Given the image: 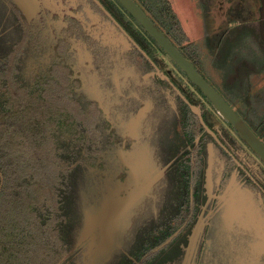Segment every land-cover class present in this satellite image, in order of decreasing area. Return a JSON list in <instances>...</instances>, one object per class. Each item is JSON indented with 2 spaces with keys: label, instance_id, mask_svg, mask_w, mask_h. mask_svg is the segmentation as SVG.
Masks as SVG:
<instances>
[{
  "label": "trees",
  "instance_id": "16d2710c",
  "mask_svg": "<svg viewBox=\"0 0 264 264\" xmlns=\"http://www.w3.org/2000/svg\"><path fill=\"white\" fill-rule=\"evenodd\" d=\"M89 1L96 6L101 17L114 25L94 0ZM143 1L146 12L161 28L173 35L178 33L179 42L187 40L169 1ZM72 2L75 10L83 6V0ZM102 2L147 54L153 57L156 46L162 49L123 6L118 10L111 1L109 5L104 0ZM10 8L21 32L18 40L0 59V264H84L81 261L84 249L73 250L78 238H74L76 232L73 229H80L83 220L81 208L77 207L78 199L69 190L72 186L71 174L79 170L95 177L97 171L116 164V149H111L116 134L109 130L112 127H101L106 121L100 117L102 110L94 99L83 97L85 93L80 87L81 81L68 59H77L72 52H78V46L83 51L89 50L96 69L88 82L95 83L99 79L97 73H100L113 88L116 87L115 72L101 70L98 60L111 66L112 57L107 55L110 50L115 52L116 48L89 35L84 23L76 16H67L66 30L71 33L72 39L60 35L55 43L57 53L67 52L68 56L61 54L50 57V65L41 73L32 74L29 83H26L19 75L22 51L28 40L39 45L40 39L30 29L31 24L20 8L13 2H10ZM126 13L137 26L127 19ZM192 47H196V44L189 42L183 45L186 49ZM128 48L140 54L132 43ZM155 79V82L161 81ZM163 82L170 87L166 81ZM92 87L96 88L94 85ZM159 89V86L156 87V90ZM181 103L191 114L189 107L183 101ZM69 129L73 133L66 138L63 132ZM105 158L109 162L105 163ZM171 162H177V158ZM96 196L92 201L98 199V193ZM167 206L168 203L164 202L163 209ZM159 209L151 221L147 217L141 221L136 219L132 228L135 236L125 245L123 240V243L111 241L107 249L111 248L108 252L114 255L106 256L105 261L111 264H152L159 254L177 246L173 243L181 231L173 234L175 228L163 230L173 226L178 215L176 212L169 213L166 221L164 218L161 221L163 214L160 212L163 211ZM150 222L155 224L151 229ZM148 234L152 236L148 238ZM138 239L141 244H136ZM98 251L103 250L89 253L86 264ZM166 256L161 260H165ZM183 258L184 252L181 261Z\"/></svg>",
  "mask_w": 264,
  "mask_h": 264
},
{
  "label": "rangeland",
  "instance_id": "374dc122",
  "mask_svg": "<svg viewBox=\"0 0 264 264\" xmlns=\"http://www.w3.org/2000/svg\"><path fill=\"white\" fill-rule=\"evenodd\" d=\"M85 1L90 4L89 1ZM167 1H169L171 9L177 16L181 28L184 30L187 37V40L180 42L182 44L179 45L183 46L186 43H189L190 41L188 40L191 39L197 42L198 46L195 48L197 51H200L199 45L201 44V40L207 30L205 21L210 24L214 20H217L216 18H223L226 19V21L222 23L226 24L227 22H230L232 18H237L240 23L242 20V22H244L243 24L232 26V29L226 37L227 40L232 39L233 36H236L238 33H245L249 20L251 21L259 18V0ZM54 2L58 1L40 0V3H37L35 7H32V5L29 4L23 11L21 10V12L29 23H32L39 19L43 6L51 8V3ZM83 9L81 11H83ZM72 12L82 20L89 35L98 39L99 42H106L113 45L116 43V28L107 20L103 18L100 20L99 18H101V15H99L97 9L89 10V8H86L84 12H75L72 8V11H68V13ZM46 13L47 15H45V17L42 15L39 19L40 23H43L46 20V24L43 23L41 27L43 28V31L40 30L41 35L37 38L40 39V44L35 45L33 40H28L27 45L22 51L21 59H23V61L20 64L21 71L19 75L26 83H29V78L32 74L41 73L45 70V67L50 65L49 61H51V58L49 56L53 54V50L54 52L57 51L55 42L58 37L60 35L68 37V34L65 35L63 30V21L59 19L60 14H58L57 17L52 18V15L48 14V11H46ZM13 19L14 17L12 16L8 23L15 22V20L12 21ZM4 26L5 25H3L1 29H3ZM36 27L31 26V28ZM5 28L7 29V26ZM251 28L252 32L256 33L258 26L255 24ZM20 32L21 30L18 24L10 27L8 30L10 41H4L3 39L6 38V36H0V44L3 41L5 44L0 48V55L5 56L7 50L18 40ZM169 34L176 43L177 41H180L178 33H176V35H173L172 33ZM69 36L71 35L69 34ZM120 40L121 43L128 48V42L123 37H120ZM123 45L118 47L117 50L122 52V50H124ZM209 45H211V42L207 43L206 47L204 46L206 53L209 51ZM75 46L77 45L75 44ZM77 51L79 54L80 52H83L79 46ZM241 51L243 53L242 55L245 57L247 56L248 58H251L257 56V60H259V51L256 48L254 41H248L247 37L241 45ZM156 52L157 55L165 61L163 65L165 67H170L172 62L165 51L156 49ZM75 56H77L76 53ZM107 56L112 57L113 65H106L102 60H99L101 63V70L109 69L116 74V53L110 50ZM2 58L3 57L0 56L1 60ZM127 59L126 57L123 58V67H121L120 70L124 76L135 78L138 74L137 71L143 66L137 65L139 66L138 68L130 59ZM243 62L244 61H242L241 65ZM195 64L198 70H200L196 62ZM79 65L80 64L74 65L73 69L74 71L76 70V75L81 81L80 87L85 93L83 97L93 99H96L95 97L98 98V103L102 108V118L106 119L105 124L102 123L101 127L109 129L110 122H112L115 127L112 126L109 130H113L116 134V110L114 109V105L118 102H123V90L117 95L116 87L112 88L107 79L100 75V73H97L99 79L97 80L96 85L92 84L93 82L89 83L88 78L86 80ZM143 68L144 69L140 70L139 73L146 69V67ZM239 68V70H241L240 65ZM242 68L245 69V67ZM260 68H264V64H262ZM201 71L205 78L218 88V83L210 78L209 74L206 71H203L202 68ZM114 77H116V75H114ZM254 77H258L257 87L260 89L256 88L253 90L252 93L258 94L253 96L254 98L251 96L253 100H251L250 97L248 98V101L245 100V104L242 108H246L247 106L253 108L254 116H257L256 119H260L261 114H264V97L262 96V93L264 92L256 91L264 90V74H262L261 77L260 75H255ZM145 81L147 82L148 80L145 79ZM93 85L96 86L95 89L99 91V94L93 89ZM125 86L126 85H124V87ZM89 90L91 91L90 93ZM220 91L222 92L221 89ZM251 91L252 90H249L247 92L249 93ZM93 93H95V96L92 95ZM224 96L230 103L232 102L225 93ZM234 108L240 112L238 107L235 106ZM155 111L156 110L153 109L151 116L148 118L146 117L141 121L138 120L139 122L131 127V140L130 143L128 141L126 149H116V140L114 146L111 145V149H116V164L112 163L103 168V170L97 171L95 177L87 171L82 172L76 170L71 174L72 186L69 190H71L78 199L77 207L81 208L80 213H82L83 220L80 229H73V231L76 232V234L74 233V238L76 239L78 236L73 250L79 248L81 250L84 249L82 252L83 259L81 260L84 264H86V259L89 256V253L95 252L97 249H102L104 253L103 251L96 252L89 264H111L110 262L105 261L106 256L112 257L114 255L112 252H108L111 248L107 249V246H110L111 241L113 242L114 240H119L121 242L123 240L124 243H122L125 245L131 237L133 238L135 234L132 232V228H134L136 219H140L139 221H141L143 218L147 217V219L151 221L152 217H155L153 216L155 211H158L160 208L159 210L163 211H159L163 214L161 221L163 218L166 221V217L169 213L175 212L178 209L180 202L175 196L177 189L174 190V188H177V183L180 184V181L178 182V180L180 172L182 171L181 168L192 162L197 154L189 153L182 155L184 150L177 149V146L179 147L180 144L177 145L176 130L170 128V136L165 132V122L170 120L169 118H173L171 113L167 114L166 112V115L162 116V109L157 110V112ZM72 133L71 129L63 132L66 138L69 137L68 135H72ZM123 143L125 144L126 141ZM208 146L212 147L213 144L210 143ZM67 149L69 148L67 147ZM79 149L83 148L80 147ZM212 153H214L212 152V149H202V155L204 156L202 162L205 161V168H207L204 169L203 172L205 173L207 171L208 173V170L211 169V178L216 179L220 175L221 170L218 171L215 161L214 166L211 167V159L213 160V157H211L213 156ZM120 154H122L124 169H122V166L118 161ZM179 155L182 156L181 159L178 158L177 162L174 164L170 163L171 160ZM214 155L215 159H217V153H214ZM104 160L105 163L109 162L106 158ZM228 162L229 161H227V166L230 165ZM118 173H120L119 176L116 175ZM131 176L133 183L131 182ZM207 176V174L202 175V182L206 184V186L202 187V193L208 195L206 201H203L198 216L192 219L189 226L184 229L182 234H180L173 243L174 245H178L181 239H183L186 241V245L184 243H182V247H174L171 245L172 247L169 251L167 252L168 249H166L164 254H159L152 264H159L160 261H162L161 259L166 256L165 254H167V256L166 259L162 261V264H261L259 259L261 257L259 256L260 250L258 251V246H261L262 244L261 239L256 237L259 234L258 230L261 229L260 226L264 227L263 197L261 198L258 196V199L256 197L254 198L256 202L254 200L251 201L252 198L248 197L249 195L245 192L242 194V191H239V188L233 189L231 192L230 187L228 186L226 187V190L228 189L227 193H225V195H227L226 202L219 206L215 212H212L209 217L208 199L213 193V186L211 185L213 181H208L209 179H207ZM225 180L227 181L228 179ZM163 182H165L166 186L164 189H161ZM117 188L120 190L119 192L117 191ZM96 193H98V199L92 201L94 196L97 198ZM120 194L122 196H119ZM163 194L168 197L172 195L170 196L171 200L168 201L169 206H167L166 209H163L164 202H166V198L163 197ZM241 196L247 197L248 203H244ZM257 204L259 205L258 209L256 207ZM187 210L188 208L185 207L180 211V213H184V217L179 216L178 225L185 218ZM252 214H255L254 223L251 218ZM208 219L211 220L212 223H209L211 224L209 227L210 233L206 232L203 234L206 241L203 240V242L206 244H203V247L201 248L202 231ZM159 223L160 222L157 224ZM153 225H155L154 222H150L149 228L151 229ZM162 226H164L163 223ZM124 229H126L125 232H123ZM163 231H166V229ZM151 236L152 234L147 235L148 238ZM143 237H145V234ZM138 241L139 242L136 244H141V240L138 239ZM183 252L184 258L181 261ZM197 253L199 258L197 257ZM98 254H100V256Z\"/></svg>",
  "mask_w": 264,
  "mask_h": 264
},
{
  "label": "flooded vegetation",
  "instance_id": "af4514ba",
  "mask_svg": "<svg viewBox=\"0 0 264 264\" xmlns=\"http://www.w3.org/2000/svg\"><path fill=\"white\" fill-rule=\"evenodd\" d=\"M89 1V0H87ZM101 4H103L102 0H99ZM106 5H109L110 1L116 5V9L120 10L122 9V5L118 0H104ZM141 8L146 12L145 9V3L143 0H135ZM90 2V1H89ZM222 2V1H220ZM96 3V2H95ZM56 9L54 8L48 14L52 15L53 17H57L58 14H60L59 19L63 21L62 24L65 23L68 24L67 21V16H76L79 18L77 15H74L72 13H68V11H72L73 4L72 0H66L65 3H62L60 0L58 2L54 3ZM69 4V5H67ZM91 4V5H90ZM90 4L83 0V6L79 10H73L76 12H84L86 8H89V10H94L97 9L96 6H94L91 2ZM97 4V3H96ZM98 5V4H97ZM104 5V4H103ZM261 5V0H259V6H258V13H259V7ZM88 6V7H86ZM99 6V5H98ZM100 7V6H99ZM106 8V6L104 5ZM84 8V9H83ZM68 9V10H67ZM83 9V11H81ZM107 9V8H106ZM49 10V9H48ZM108 10V9H107ZM109 11V10H108ZM97 12L100 14V12L97 10ZM110 12V11H109ZM65 14V16H64ZM147 15L148 12H146ZM47 15L46 11H41L40 12V17L41 16ZM102 16V15H101ZM150 16V15H149ZM114 17V16H113ZM126 17L128 20L134 23L135 26L137 24L132 20L131 16L126 13ZM103 17L99 18L100 20ZM110 18V17H109ZM115 18V17H114ZM151 18V17H150ZM37 19V22L39 21ZM105 19V18H103ZM116 19V18H115ZM152 19V18H151ZM218 21L220 19L216 18ZM107 20V19H105ZM117 20V19H116ZM108 21V20H107ZM112 21V20H111ZM118 21V20H117ZM157 25V21L153 20ZM31 22V21H30ZM82 22V20H81ZM109 22V21H108ZM113 22V21H112ZM119 22V21H118ZM46 24L45 22H43ZM110 23V22H109ZM114 23V22H113ZM244 22L241 21L239 24H243ZM31 26H34V22L30 23ZM61 24V25H62ZM111 24V23H110ZM119 24L123 27V25L119 22ZM228 24V22H227ZM227 24H225L227 26ZM112 25V24H111ZM115 25V26H114ZM114 26L116 28V43L114 44V47H116V77L114 78L116 82V94L119 95L122 90H123V96H122V103L118 102L116 105H114V109L116 110V149H126L128 146V141L130 143V137H131V127L135 126L136 123H138L141 120H144L146 117L148 118L151 116L152 110H157L162 109V116L171 113L172 119L169 118L170 120H167L165 122V132L168 136H170V128H173L177 132V149H183L184 154H197L194 158L193 161L184 165L182 171L180 172L179 175V180L180 184L177 183V189L175 196L177 197V200L180 202L177 211H175L178 215V219L175 222V224L171 227H166V231L171 230L172 228H175L173 231V234L178 233L181 231L180 234L186 229L189 224L192 222V219L194 217L198 216L200 212V208L202 206L203 201L205 202L208 195H204L202 193V187L206 186L202 182V175L207 174L209 179L208 181H213L211 185L213 186V193L210 195L208 202H209V212L208 216L210 217V214L212 212H215L219 206H221L223 203L226 202L227 200V193L226 187H230V191L232 192L233 189L239 188V191H242V194L245 192L248 197L252 198L251 201L254 200L256 197L257 199L260 196L261 198L263 197L264 199V162H262L258 156H256L250 148L246 145L245 141H243L239 135L237 134L236 130L228 123L222 115H220L213 107L211 102L207 99V97L200 91V89L191 83L189 79L186 77L185 73L176 65L174 61L171 60L172 64L170 67H165L163 63V59L157 55V52L155 51V56L151 57L149 54H147L150 59L159 67L160 70H162L168 77L169 80H166L164 78H160L158 75H156L155 72V67L151 63L149 59H147L139 50L140 54L133 51L129 50V48L125 47L120 40V37H123L128 44L132 43L126 35L122 33L120 28L114 23ZM159 26V25H158ZM160 27V26H159ZM124 28V27H123ZM161 28V27H160ZM33 30L34 28H31ZM128 34L138 43V41L131 35V33L124 28ZM168 37L171 39V41L178 47V49L182 52L184 56L189 58L193 64L196 67L195 62L197 63V66L199 67L200 70H197L204 76V74L201 71V66L199 65L196 57L194 56V50L192 49H186L183 48V46L179 45L182 44L175 40L171 37L169 34L168 30L161 28ZM40 30L43 31V28H40ZM225 29L219 28V31H216V34H213L211 37L214 39L217 37V35L222 36L224 33ZM59 33V32H58ZM219 33V34H218ZM228 35V34H227ZM226 35V37H227ZM213 38H210L211 45L209 47V51L207 52L208 55H212L213 57L218 53V50L224 46V42L226 41L225 39L222 41L221 45H219L216 41L212 43ZM149 39V38H148ZM203 41L208 40L207 36H203L202 38ZM151 41V40H150ZM206 42V41H205ZM208 43V42H207ZM133 44V43H132ZM139 44V43H138ZM123 45L124 50L122 52L118 51L117 48ZM129 47V46H128ZM141 47V45H140ZM142 48V47H141ZM143 49V48H142ZM157 50L163 51L162 49H159L156 46ZM144 50V49H143ZM145 51V50H144ZM146 52V51H145ZM73 54L76 53L77 59L75 61H72L71 59L69 63H71L73 66L80 64L79 66L82 69V73H84L85 78L88 81H90L91 77L93 76V71H95L96 67L94 63L92 62V56L91 52L89 50L83 51V52H72ZM147 53V52H146ZM166 53V52H165ZM55 56L58 55H66L68 56L67 52H59L57 53L54 52ZM69 54H71L69 52ZM79 54V55H78ZM89 55V56H87ZM207 55V54H206ZM168 56V55H167ZM52 57V56H50ZM126 57V59H130L134 64L146 67V69L143 72H140V70L144 69L139 68L137 71V77H128L124 76V74L121 72V67H123V58ZM127 59V60H128ZM100 60V59H99ZM98 60V65L101 67V63ZM109 65V64H106ZM111 65H113V62L111 61ZM105 66V65H102ZM110 66V65H109ZM177 68V69H176ZM80 69V70H81ZM179 70V71H178ZM108 71H111L108 69ZM80 72V71H78ZM77 72V73H78ZM112 72V71H111ZM121 73V74H120ZM76 74V71H75ZM87 76V77H86ZM90 78V79H89ZM137 78V79H136ZM155 78H159L161 81L155 82ZM205 78V76H204ZM148 80L147 82L145 81ZM206 79V78H205ZM207 80V79H206ZM163 81H166L170 88L166 83ZM225 99V101L244 119V121L248 124V126L260 137V139L264 143V114H261L260 119H256L257 116L254 115H248L247 113H243L241 111L242 106L245 104V100L248 101L249 96L248 92L244 93L241 96V100H239L237 103L229 102L227 98L224 96V94L218 90L209 80H207ZM176 86L180 92L184 95L186 99L191 104H195L198 106V109L202 115L203 118H205V115L208 113V119L209 121L207 125L216 133V136L218 138L215 139L211 133L207 131V129L202 125L199 117L197 114H195L188 103L182 98V96L177 93V91L173 88L171 83ZM94 85L97 84V81L93 83ZM124 85H126L124 87ZM160 87L159 91L156 90V87ZM172 90H174L172 92ZM99 94V92H97ZM95 96V93L92 94ZM89 98V97H88ZM94 99L96 105L100 107L102 110L100 104L98 103V98L95 97ZM93 99V98H92ZM183 101L190 109L191 114L188 112L187 108L185 105L181 103ZM238 107L240 109V112L236 110L234 107ZM246 109H253L249 108L248 106ZM154 113V112H153ZM255 118H254V117ZM102 118V115H100ZM139 120V121H138ZM112 122H110V127H112ZM113 131V130H112ZM195 131H198L197 135H194ZM114 132V131H113ZM104 133V132H103ZM119 141V142H118ZM126 143L124 144L123 142ZM213 144L212 147H209V144ZM202 149H212V152L217 153V159H215L214 153H212L213 160L212 161V166H214V161L216 162L217 169L218 171L221 170L220 175L214 179L211 178V169L208 170L204 173L203 170L207 169L205 168V161L202 162V159H204V156L202 155ZM210 155V154H209ZM124 157V156H123ZM182 157L181 155L175 157L174 159H178ZM201 158V159H200ZM197 160V162L195 161ZM200 160V161H199ZM118 161L120 165L122 166V169H124V163L122 162V154H120V157L118 158ZM227 161L229 166H227ZM170 163H175V162H170ZM168 164V163H167ZM210 164V161H209ZM232 164V165H231ZM120 173L116 174L119 176ZM228 174V175H227ZM228 176V177H227ZM184 177V178H183ZM225 179H228L227 181ZM183 180V181H181ZM225 181V183H224ZM174 185V184H173ZM176 185V183H175ZM166 186L165 182L162 183L161 189H164ZM126 189V188H124ZM117 191L119 192L120 190L117 188ZM130 191V190H128ZM119 196H122L121 194ZM172 196V195H170ZM169 196V197H170ZM224 196V198H223ZM163 197L166 198V203H168V199H170L168 196H165L163 194ZM204 197V198H203ZM243 199L244 203H248V198L241 196ZM205 199V200H204ZM163 200V199H162ZM255 201V200H254ZM256 202V201H255ZM169 205V203H168ZM188 208L186 211L185 218L183 221L178 225V220L179 216L184 217V213H180V211L183 208ZM257 209L259 208V205L257 204ZM184 211V210H183ZM259 212V211H257ZM174 213V212H172ZM251 218L253 219L254 223V218L255 214L251 215ZM211 220H207L204 229L202 231V242L203 240L205 241V236H203L204 233L209 231V227L212 224ZM259 234L257 235L256 238L261 239V246H258V251H259V256H261L259 259L261 261V264H264V227L260 226ZM257 232V231H256ZM170 239V238H169ZM201 248L203 247L202 243ZM206 242V241H205ZM182 243L186 245V241L181 239L179 244L177 246L182 247ZM184 248V247H183ZM200 248V247H199ZM94 253V252H92ZM200 254V253H199ZM197 257L199 258V255L197 253ZM254 263V262H253ZM260 264V263H259Z\"/></svg>",
  "mask_w": 264,
  "mask_h": 264
},
{
  "label": "crops",
  "instance_id": "0c3cea01",
  "mask_svg": "<svg viewBox=\"0 0 264 264\" xmlns=\"http://www.w3.org/2000/svg\"><path fill=\"white\" fill-rule=\"evenodd\" d=\"M60 1L62 3L66 2V0H60ZM10 2L15 3L20 8V10L23 11L25 7L29 4H31L32 7H35L37 3H40V0H0V30H1L0 36H6V38L3 39L4 41H10L9 40L10 36L8 33L9 28L14 25H18V22L11 11ZM54 3H51V8L43 6L42 11L50 12L54 8L56 9L57 6H55ZM12 16L14 17L12 21L15 20V22L8 23V21L10 20V18H12ZM256 20H251V21L249 20V23L246 27L247 29H245V33H238L236 36H233L232 39H227V40H226V35L229 34L230 30L232 29V26L233 25L237 26L240 23L237 20V18H232L230 22H228V24L225 22L227 26L222 23L226 21V19L223 18H220V21L214 20L210 24L208 22L206 23L205 21V26L207 27L205 36L208 37V40H205L206 42L201 40V44L199 45L200 51L195 50V48L198 46L197 42L188 38L189 39L188 41L190 42L192 41L196 44V47H192L191 49L194 50L193 54H195L194 56L196 57L202 70L206 71L209 74L210 78L214 79V81L218 83V88L216 86L215 87L218 90L221 89L222 93L223 94L225 93L233 103H237L239 100H241V96L245 92L247 93V91L249 90L252 91L249 92L247 96H249L250 99L253 100L254 98L253 96H255L258 93H252V92L256 88H259L257 87L258 77L256 78L254 76L260 75L261 77L262 74H264V68H260V66L264 64V40L260 37L258 19ZM255 24H257L258 28H257V32L253 33L251 27H253ZM3 25L5 26L3 27V29H1ZM42 25L43 23H40L39 21L34 22V26L35 27L37 26L36 28L33 29V33L35 35L37 36L41 35L40 28L42 27ZM6 26L7 29L5 28ZM67 27L68 25L67 23H65V26H63V30L65 32V35L68 34L67 38L70 40L72 39L71 36H69V34L71 35V33H69L66 30ZM219 28H221V30L223 28L225 29V31L222 34V36L217 35V37L214 39L211 36L213 34H216V31H219ZM246 37L248 41H254L256 48L259 51L258 52L259 60H257V56L248 58L247 56L245 57L244 55H242L243 53L241 51V45ZM210 38H213L212 43L216 41L219 45H221L224 39L226 40L224 42L225 43L224 46H222L218 50V53L214 57L212 55H208V53H206L204 49V46L206 47L207 42L208 43L210 42ZM3 42L0 44V48H2L5 45ZM52 52L53 54H51V56H55L54 50ZM0 56L3 57V55ZM242 61L244 62L241 65ZM239 65L241 66V70H239L240 69ZM242 67H245V69H243ZM263 84H264V77H263ZM256 92H264V90L261 91L257 90ZM251 96L253 98H251ZM262 96L264 97V93H262ZM241 111L243 113H247L249 116L254 115L253 109L250 110L246 108H241ZM170 200L171 198L168 199V201Z\"/></svg>",
  "mask_w": 264,
  "mask_h": 264
},
{
  "label": "water",
  "instance_id": "95a60500",
  "mask_svg": "<svg viewBox=\"0 0 264 264\" xmlns=\"http://www.w3.org/2000/svg\"><path fill=\"white\" fill-rule=\"evenodd\" d=\"M100 8L107 14L110 19L120 28L122 33L128 37L133 45L147 58L155 67L156 75L160 78L169 80V77L159 69V67L150 59L147 53L140 47V45L128 34V32L119 24V22L113 17V15L104 7L99 0H94ZM120 4L139 22V24L145 29V31L155 39L158 45L166 52L172 61L185 73L186 77L191 83L196 85L200 91L211 102L212 107L222 117L230 123V125L236 130L239 137L245 141L250 150L258 156V158L264 162V143L260 137L248 126L244 119L225 101L223 96L204 78V76L197 70L193 62L184 56L178 47L171 41L166 32H164L135 0H118ZM259 34L264 40V0H261L259 7ZM171 83V82H170ZM173 88L179 93L182 98L189 104L191 110L198 115L202 125L207 129L209 133L218 140L216 133L207 125L208 113L205 118L202 117L198 106L191 104L188 99L180 92V90L174 86ZM2 182H0L1 187Z\"/></svg>",
  "mask_w": 264,
  "mask_h": 264
}]
</instances>
